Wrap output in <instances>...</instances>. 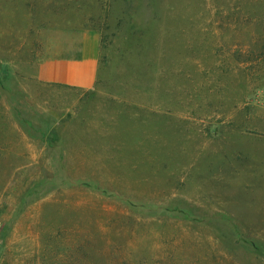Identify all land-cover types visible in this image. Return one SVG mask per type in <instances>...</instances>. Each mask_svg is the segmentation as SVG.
Listing matches in <instances>:
<instances>
[{"label":"rangeland","instance_id":"rangeland-1","mask_svg":"<svg viewBox=\"0 0 264 264\" xmlns=\"http://www.w3.org/2000/svg\"><path fill=\"white\" fill-rule=\"evenodd\" d=\"M0 264H264V0H0Z\"/></svg>","mask_w":264,"mask_h":264},{"label":"crops","instance_id":"crops-1","mask_svg":"<svg viewBox=\"0 0 264 264\" xmlns=\"http://www.w3.org/2000/svg\"><path fill=\"white\" fill-rule=\"evenodd\" d=\"M73 50V49H72ZM71 49L61 50L42 61L39 78L51 84L90 90L98 81L99 60L90 53H72ZM74 51V50H73Z\"/></svg>","mask_w":264,"mask_h":264}]
</instances>
